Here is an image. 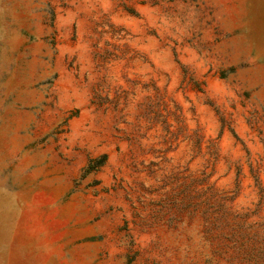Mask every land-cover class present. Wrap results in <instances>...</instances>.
<instances>
[{"label": "rangeland", "instance_id": "1", "mask_svg": "<svg viewBox=\"0 0 264 264\" xmlns=\"http://www.w3.org/2000/svg\"><path fill=\"white\" fill-rule=\"evenodd\" d=\"M0 264H264V0H0Z\"/></svg>", "mask_w": 264, "mask_h": 264}]
</instances>
